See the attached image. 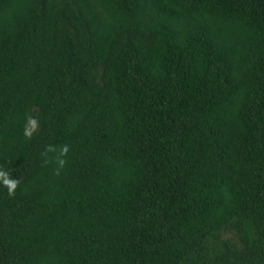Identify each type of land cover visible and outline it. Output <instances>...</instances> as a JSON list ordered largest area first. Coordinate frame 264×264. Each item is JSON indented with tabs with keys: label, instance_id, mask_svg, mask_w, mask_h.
I'll return each mask as SVG.
<instances>
[{
	"label": "trees",
	"instance_id": "16d2710c",
	"mask_svg": "<svg viewBox=\"0 0 264 264\" xmlns=\"http://www.w3.org/2000/svg\"><path fill=\"white\" fill-rule=\"evenodd\" d=\"M0 167V264H264V0H0Z\"/></svg>",
	"mask_w": 264,
	"mask_h": 264
},
{
	"label": "clouds",
	"instance_id": "9594fccd",
	"mask_svg": "<svg viewBox=\"0 0 264 264\" xmlns=\"http://www.w3.org/2000/svg\"><path fill=\"white\" fill-rule=\"evenodd\" d=\"M38 120L34 116H27L23 128V134L27 138H31L34 132L38 128ZM69 151V145L64 144L57 148L56 146L49 145L47 147V152L49 153H56L53 157L55 163L58 165L56 168L57 173H59L60 169L64 167L66 164V160L64 157ZM46 155V154H45ZM48 162L47 160L45 161ZM19 178H12L11 174L6 171L4 168L0 167V185L4 186L10 195L15 193V190L19 184Z\"/></svg>",
	"mask_w": 264,
	"mask_h": 264
}]
</instances>
